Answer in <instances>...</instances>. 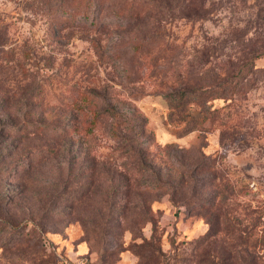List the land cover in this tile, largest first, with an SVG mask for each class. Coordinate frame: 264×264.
<instances>
[{"label": "rangeland", "instance_id": "1", "mask_svg": "<svg viewBox=\"0 0 264 264\" xmlns=\"http://www.w3.org/2000/svg\"><path fill=\"white\" fill-rule=\"evenodd\" d=\"M262 45L264 0H0V264H264Z\"/></svg>", "mask_w": 264, "mask_h": 264}, {"label": "trees", "instance_id": "2", "mask_svg": "<svg viewBox=\"0 0 264 264\" xmlns=\"http://www.w3.org/2000/svg\"><path fill=\"white\" fill-rule=\"evenodd\" d=\"M102 3H103V1H102ZM86 18H88V16H86L85 19ZM93 24H94V22L92 21L90 23V25H93ZM261 47H262L261 49L256 50V54H255L254 58H257L264 53V45H262ZM241 72L243 74L244 71L241 69H237L236 72L233 73V75L227 74V76L222 80L219 79L218 81H216L214 79L212 82L213 83L216 82V84L222 88L221 92L215 93L210 89V87L207 89L206 88L203 89V87H199L193 91L194 94L190 97L188 96L187 93L192 94V92H190L188 89H185L181 92H178L177 94L174 93V95L179 98V102L177 105H185L186 103L191 102L193 104H197V105L201 106V109H202V107L205 106L206 102H208L209 100H212L214 98H223L226 101L232 100L234 93L238 92V90H239V88L236 90V86H239L237 84L238 80L234 81V78L237 76L238 78L243 79L244 76L242 74H240ZM239 87L242 91L244 90V88L242 86H239ZM247 87H248V84H247ZM170 96H171V94H170ZM4 99H6V97H3L2 101ZM201 111H204V110H201ZM203 114H204V112H203ZM205 116H206L205 120L207 119L211 123L212 122L211 121L212 120V112L207 113V115H205ZM4 127L5 126H3L2 128H4ZM189 130H193V128H190ZM199 130L205 131L206 127L202 126V128H200ZM166 146L167 147H171V146L173 147L172 144H167ZM205 164H206V162H204V159L201 161L199 160V162L195 163L191 168H187V169L182 170L181 176L177 181L176 180L175 181L174 180L162 181L160 183V185L158 186V188L162 189L166 185V187L168 189H170L171 196H173L178 191L182 190L186 185H188V183L192 182L191 192L194 195L197 192V190L202 189V186H199V184H198L199 180L198 179L196 180L195 175L197 174L198 170L202 169V167ZM157 174H158V172H157ZM215 197H216V194H215V196L212 195L210 197H206V201L204 203H208V209L211 208L212 206H214ZM204 203L200 204V207H204ZM191 206H193V204H191Z\"/></svg>", "mask_w": 264, "mask_h": 264}]
</instances>
